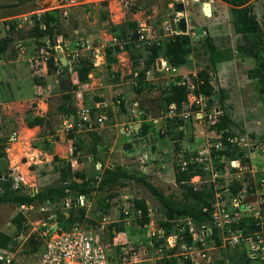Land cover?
Wrapping results in <instances>:
<instances>
[{
    "label": "rangeland",
    "instance_id": "rangeland-1",
    "mask_svg": "<svg viewBox=\"0 0 264 264\" xmlns=\"http://www.w3.org/2000/svg\"><path fill=\"white\" fill-rule=\"evenodd\" d=\"M248 3L264 25V0H250ZM181 4L184 11H178ZM208 4L211 7L209 13ZM232 9L222 0H0V34H8L7 23L17 22L24 27V32L16 34L14 42V47L23 51V60L18 67L26 77L28 65H31L36 73L34 81L42 84L34 94L33 80H29L30 83L19 80V86L25 90L23 97L29 99L0 105V135L7 140L8 176L13 177L14 187L25 193L58 187L62 164L54 159L58 155L71 161L74 170L95 183L96 192L92 196L93 206L89 214L97 218L107 212L111 216L115 251L137 253V264H161L157 252L163 249L172 256L173 264H184L181 244L189 242L186 238L190 234L184 232L186 235H181L180 228L184 223L180 218L174 221L171 229L177 243L172 249L168 241L171 235L167 236V229L160 227L163 218L159 212L160 203L141 182L126 179L103 188L99 184L107 167L122 166L134 175L145 176L166 193L181 196L175 183V167L180 166L182 156L191 159L202 152L209 153V163L220 172L215 177L216 182L207 172L196 181L191 179L195 188L207 183L212 184L216 192L218 184L219 191L229 188L238 192L248 182V173L238 175L233 161L241 159V164H248L255 146L246 145L241 136L251 137L250 131H264V103L256 90V81L248 76L255 60L236 52L241 36L236 33ZM45 13L57 17L54 25L58 43L55 45L47 39L28 36L33 18H40ZM181 17L187 18V34L192 39V51L187 54L186 63L176 68L162 57V66L158 61L149 65L150 52L146 45L182 33L171 30V21H178ZM196 28H203L204 33L198 34ZM135 34L139 37L135 38ZM209 36L217 47L232 48L235 52L231 60L220 64L217 77L212 81L216 89L223 87L227 90V104L236 121L246 130L242 133L239 127H232L233 135L226 141L224 130L216 127L222 110L215 94H201L202 104L194 103V106H189L193 100L190 97L186 104L187 118L178 115L180 108L175 114L171 113L172 104L167 105L165 100V88L175 82L177 76L192 80L200 71L209 70V53L205 45ZM58 47L68 63L61 71L49 74L47 61L54 54L53 49L57 58ZM108 48L114 49L111 57L115 61L107 58ZM43 67L47 71L45 75L42 74ZM84 69H89L86 78H82ZM140 71H145L146 76L141 84ZM180 72L182 74H178ZM65 76L71 79V101L80 117L83 112L90 116L91 130L78 132L81 133V143L88 149L93 146L95 139L88 132H95L102 170L97 167L92 154L73 155V140L67 137L72 117L59 109L65 100L60 85ZM135 101L138 102L136 117L132 107ZM201 105L205 114L203 118L197 115ZM216 112L219 119L212 125L209 115ZM28 113L52 120L47 124V135L42 136L39 126L28 127ZM101 116L102 121L99 120ZM130 123L134 127L131 131L128 130ZM223 186L225 188H221ZM2 192L0 185V194ZM138 198H144L149 205L151 218L147 223L140 221L141 213L135 208L134 201ZM32 205L33 210H21L15 204L0 203V230L12 234L16 227L14 217L18 213L26 216L24 224L30 227H38L44 222L61 225V201L50 205L38 201ZM214 245L212 242L206 245L212 264H260L246 259L240 247L221 249ZM32 247L27 243L18 249L13 264H39V252L33 251Z\"/></svg>",
    "mask_w": 264,
    "mask_h": 264
},
{
    "label": "trees",
    "instance_id": "trees-1",
    "mask_svg": "<svg viewBox=\"0 0 264 264\" xmlns=\"http://www.w3.org/2000/svg\"><path fill=\"white\" fill-rule=\"evenodd\" d=\"M222 1L232 6L234 27L236 33L241 36V39L236 46V52L243 56L251 57L256 62L255 65L248 70V76L250 79L256 81V90L259 94L260 100L264 103V25L254 12L251 3H248L250 0ZM55 21H57V17L51 13H45L40 18L34 17L32 26L28 31V36L37 39H47L55 45ZM158 30L160 33V29ZM23 32L24 27L20 23L11 22L8 34L0 37V53L5 55V53L8 52L10 45L15 41L16 34H21ZM134 37L138 38L139 34H135ZM205 45L207 52L209 53V70L204 69L198 73L197 77H193L195 83L194 91L197 95H216L220 110H222L220 122L216 127L219 128V130H224L223 136L226 141L228 136L233 135L230 130L232 127H239L242 133H246V130L242 127L241 123L236 121L230 109L231 107L227 104L229 97L227 90L223 87L216 89L212 84V81L217 77L220 64L224 61L231 60L234 57L235 52L232 48L217 47L213 38L210 36L205 39ZM146 47L150 52L149 58L147 59L149 65L157 63L158 59L163 57L173 66L177 67L186 63V56L192 51V39L187 33H176L166 36L163 39L152 41L151 44H147ZM113 52V48H108L107 58L115 61L116 59L111 57ZM52 53L54 54H52L47 61L49 74H54L60 71V65H62L61 60L56 58L54 49ZM88 71L89 69H84V71H82V78L87 77ZM140 74L139 83L141 84L143 83L142 80L146 77L145 71H140ZM181 79H183V76L179 75L177 76L176 81H180ZM64 92L65 100L59 109L64 114L72 117L70 121L72 127L67 131V137L73 140V155L80 157L82 155L92 154L93 159L98 162L100 149L99 144L96 143L97 136L95 132L89 131L88 133L90 136L94 137L95 142L89 149L84 147L81 143V133L78 134V132L83 129H91L79 126L83 119L80 117L77 108L71 101V93L69 91ZM164 92L167 105L175 104L178 108H181L184 103L188 102L189 93L191 91L188 89L187 85L173 82L169 83ZM26 123L31 128L41 126L43 136L48 134L47 131L49 129L47 128V124H51L52 120L44 115L32 116L29 114L26 118ZM226 129L230 131H225ZM250 136L254 139L264 140V131H250ZM45 141L47 143L49 142L47 139H45ZM6 143V138L0 135V158L7 157ZM54 159L62 162L59 167L61 184L58 187L25 193L21 191V188L14 187L15 181L13 177L8 176V178H0V185L3 189V192L0 194V203L15 204L17 207H20L21 205H32L38 201H50L51 203L61 201L63 204L64 199L68 196H71L74 199L81 194L93 196V193L96 192L95 183L86 180L82 172L74 170L71 161L61 159L58 155H55ZM103 174L104 177L99 184L101 188L107 185L117 184L119 181L126 179L141 182L160 203L158 206L159 212H161L163 216L160 220V227L167 229V236L172 234L171 229L174 221L183 217H191L197 225H212L211 209L215 195L212 184L204 183L199 188H195L190 183V180L195 175H204L200 165L191 164L187 170H182L179 165L175 167V181L181 190V196L166 193L159 186L150 182L145 176L134 175L130 170L122 166H109L105 169ZM78 178H81L82 181H77ZM134 204L136 210L141 211L142 218H140V221L142 223L150 221V208L147 201L144 198H138L135 199ZM62 212L63 214L59 216L61 225H58L63 229H68L76 221L90 220L89 218L86 219L87 209L85 207L73 206L69 208L66 213L63 208ZM26 219L27 218L23 213H18L14 217L16 228L19 230L26 228L27 225L24 224ZM214 230L216 244L220 245L221 240L219 238L218 230L216 228ZM181 235L186 234L181 231ZM186 239L191 242V234H187ZM11 242L12 237L8 233L0 231V247H6ZM29 244L33 246L32 249L35 252H38L41 249V242L36 239L35 236L31 237ZM0 264H3V262L0 261Z\"/></svg>",
    "mask_w": 264,
    "mask_h": 264
},
{
    "label": "built area",
    "instance_id": "built-area-1",
    "mask_svg": "<svg viewBox=\"0 0 264 264\" xmlns=\"http://www.w3.org/2000/svg\"><path fill=\"white\" fill-rule=\"evenodd\" d=\"M32 22V20H29ZM6 24V23H5ZM7 30L10 29V24H6ZM171 30L173 31L172 27ZM141 37H144L142 34ZM187 85L190 89L189 98L193 97L191 105L202 104V95H197L194 91L195 83L193 79L185 78L180 81H175ZM189 103H184L178 113L182 118H187L189 112L186 107ZM133 114L137 116L138 102L132 104ZM179 108L171 105V113H176ZM216 114H210L209 120L212 125L218 121ZM198 117L205 116L203 105L201 111L198 112ZM83 121L79 125L82 128L90 129V116L83 112ZM100 121L103 120L101 116ZM132 123L129 124L128 130H133ZM241 140L246 145L255 146L251 157L248 158V164H241L240 160L233 161L237 174L247 172L249 180L243 185V188L238 191H232L225 188L219 191V185H216L214 201L212 203L211 217L212 225H197L191 217L181 218L184 225L180 228L183 232H188L192 236L191 243L184 242L181 244L184 264H212V259L209 255V249L206 247L207 241H212L216 246L222 249H232L240 247L244 251L245 258L251 262L264 264V140L254 139L249 136L242 135ZM222 143H219L221 145ZM196 157L188 159L182 156L180 168L187 170L192 163H199L203 172L211 173L213 181L216 182V176H219V169L209 163L211 158L209 153H200ZM246 162V161H245ZM97 167L102 170V163L97 162ZM200 174L192 177L193 181L200 179ZM17 184L18 181L16 182ZM52 204L50 201L45 202V205ZM85 207L87 209L86 219L76 221L68 229L61 228L58 223L44 222L42 225L30 227L21 230L15 227L12 234V242L6 247H0V261L3 264H12L15 260L16 253L25 244L29 243L32 236H35L41 242V249L38 251L39 264H137V253L130 254L129 252L115 251L113 249L111 225L114 221L106 212L94 217L89 214L93 206L92 196L81 194L76 199L68 196L64 199L63 208L65 213L71 207ZM21 210H33L34 205H21ZM44 210L45 207H42ZM138 212L141 213L140 210ZM25 213V212H24ZM218 230L221 244H216L214 236L215 230ZM1 231V230H0ZM183 236V235H182ZM115 238V237H114ZM113 238V239H114ZM171 248L177 244L175 237L171 235L168 238ZM157 260L161 264H173L172 256L165 253L163 249L157 252ZM155 264H158L157 262Z\"/></svg>",
    "mask_w": 264,
    "mask_h": 264
},
{
    "label": "crops",
    "instance_id": "crops-1",
    "mask_svg": "<svg viewBox=\"0 0 264 264\" xmlns=\"http://www.w3.org/2000/svg\"><path fill=\"white\" fill-rule=\"evenodd\" d=\"M3 36L5 35L0 34V37ZM14 42L10 45L9 50L8 52L5 53V55H2L0 53V105L3 106L8 105L11 102H19L22 100L29 99V97H23L22 94H24L25 90H22L21 87L19 86L20 84L19 80H28L27 83H30L29 80H33L32 81L33 84L32 85L29 84V85H31L34 94L37 92L38 87L42 86V84H39L36 81H34L36 77V73L31 68V65H28L27 68L29 74L26 77L22 75L18 65L21 64L20 62L23 60V51L22 50L18 51L17 49L18 47H14ZM44 64L46 66V63ZM176 68H179V66ZM47 71H45V67H43L42 74L45 75ZM178 74H182V73L180 72ZM37 127L38 126L33 128L29 127V128L34 129ZM174 175H175V171H174ZM208 242L210 243L212 241H207L206 245L208 244ZM214 247H216V245H214ZM216 248H218V246Z\"/></svg>",
    "mask_w": 264,
    "mask_h": 264
},
{
    "label": "water",
    "instance_id": "water-1",
    "mask_svg": "<svg viewBox=\"0 0 264 264\" xmlns=\"http://www.w3.org/2000/svg\"><path fill=\"white\" fill-rule=\"evenodd\" d=\"M184 9H185L184 5L181 4L178 11H184ZM171 27L174 31L180 30L182 33H187V31H188V20L186 17H181L178 21L172 20L171 21ZM196 32L198 34H202V33H204V29L203 28H196ZM55 40H56V43H58L57 37H55ZM61 50L62 49L60 47L57 48V51L59 52L57 54V58L60 59L62 62V65L60 67V71L62 70L63 66L67 65V63H68V60L66 59V57H64L63 54L61 53ZM158 64H159V66H162L161 59L158 60ZM71 84H72V82H71V79L69 76H65L61 79L60 85L64 91H69V89L71 88ZM9 166H10V164H9L8 157L0 158V171H2V173L0 174V178H8Z\"/></svg>",
    "mask_w": 264,
    "mask_h": 264
},
{
    "label": "bare ground",
    "instance_id": "bare-ground-1",
    "mask_svg": "<svg viewBox=\"0 0 264 264\" xmlns=\"http://www.w3.org/2000/svg\"><path fill=\"white\" fill-rule=\"evenodd\" d=\"M211 10H210V5L208 4L207 5V12L209 13Z\"/></svg>",
    "mask_w": 264,
    "mask_h": 264
}]
</instances>
